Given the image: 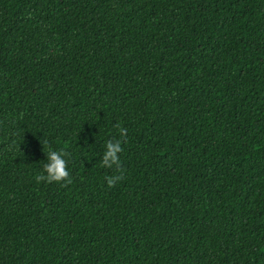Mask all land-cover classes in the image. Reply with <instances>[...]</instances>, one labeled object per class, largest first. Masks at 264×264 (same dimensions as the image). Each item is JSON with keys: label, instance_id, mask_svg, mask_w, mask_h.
I'll list each match as a JSON object with an SVG mask.
<instances>
[{"label": "trees", "instance_id": "trees-1", "mask_svg": "<svg viewBox=\"0 0 264 264\" xmlns=\"http://www.w3.org/2000/svg\"><path fill=\"white\" fill-rule=\"evenodd\" d=\"M0 264H264V0H0Z\"/></svg>", "mask_w": 264, "mask_h": 264}, {"label": "clouds", "instance_id": "clouds-1", "mask_svg": "<svg viewBox=\"0 0 264 264\" xmlns=\"http://www.w3.org/2000/svg\"><path fill=\"white\" fill-rule=\"evenodd\" d=\"M121 137L127 136V129L117 125ZM123 151L120 140H109L106 144V151L102 156V167L121 169V161L119 154ZM48 162L43 165V173L37 174L35 180L37 183L46 182L51 184L53 182L67 187L72 183V178L68 170V161L66 157L69 155L66 151L48 150L46 152ZM46 173V174H44ZM123 179V175L106 176L105 180L109 188H112L116 183Z\"/></svg>", "mask_w": 264, "mask_h": 264}]
</instances>
